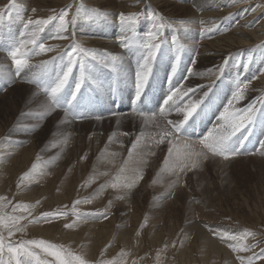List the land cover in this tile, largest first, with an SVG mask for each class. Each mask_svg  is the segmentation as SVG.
I'll use <instances>...</instances> for the list:
<instances>
[{"label": "rangeland", "instance_id": "rangeland-1", "mask_svg": "<svg viewBox=\"0 0 264 264\" xmlns=\"http://www.w3.org/2000/svg\"><path fill=\"white\" fill-rule=\"evenodd\" d=\"M27 1L0 0V49L3 46L9 63L0 66V215L24 217L17 225L22 231L13 228L11 236L7 227H0L5 244L43 240L57 246L55 250L70 264H76L75 257L86 264H242L241 257L244 264L248 258L253 264H264V39L230 49L219 69L196 63L194 52L205 47L195 31L208 29L210 21L200 22L203 12L192 0H174L189 4L196 15L200 12L192 20L181 11L170 16L154 3L141 9L137 2L126 3L132 0H118L123 5L116 11L92 6L89 0L35 6ZM204 1L211 5L207 2L218 0ZM234 1L254 6L248 13L253 22L243 20L247 31L256 21L264 25V0ZM64 11L67 28L64 38H57L59 15ZM121 13L135 15V23L122 26ZM236 15L237 11L224 12L219 20L233 25L231 17ZM50 16L57 19L43 26L35 44H25L36 31L35 25L25 28V23ZM149 34H154L152 42L160 48L137 95L136 74L147 54L141 45L149 42ZM114 35L130 46H121L115 53L98 45V39H117L111 38ZM40 44L53 50L39 53ZM77 44L90 55L84 83L72 99L81 79L77 62L56 104L50 87L66 70L67 53ZM17 48V58L27 61L19 69L10 55ZM244 54H252L246 64L253 69L245 71L242 62H230L242 61ZM112 56L118 60L113 62ZM235 68H240L241 79L232 87L239 84L236 93L243 90L239 99H233L235 92L224 90L239 76L230 72ZM19 81L21 86H16ZM177 88L182 94L165 104ZM130 104L134 118L128 110L120 113L121 106ZM192 104L195 111L185 121ZM67 119L75 125L65 133ZM241 121L243 127L229 142L238 154L225 159L200 143L210 134L218 139ZM165 131L171 135L157 143ZM170 148L174 149L171 155ZM186 152L202 154L195 157L197 166L184 171L174 168ZM19 204L30 207L20 209ZM46 212L57 216L44 221ZM221 233L236 239H221ZM207 243L217 245L223 254L212 253ZM33 250L47 264H59L55 256ZM3 259H10L7 248Z\"/></svg>", "mask_w": 264, "mask_h": 264}, {"label": "snow or ice", "instance_id": "snow-or-ice-1", "mask_svg": "<svg viewBox=\"0 0 264 264\" xmlns=\"http://www.w3.org/2000/svg\"><path fill=\"white\" fill-rule=\"evenodd\" d=\"M11 8H15L16 5L14 3H10ZM67 16V12H61L59 15V20H60V25L59 29L56 33L57 38H64L62 36L63 31L66 30L67 28V22L65 20V17ZM3 19V13L0 12V20ZM57 19L56 16H50L48 19H38V20H31L29 19L25 23V28H27L29 25H35L36 26V31L33 32L32 40L26 41L25 43H36V34L38 32L43 31V26L49 24L51 21ZM119 21L122 24V26L125 27H130L133 25L136 21V16L135 15H126L124 13H121L119 15ZM73 23H75V18H73ZM207 31L210 33L212 29H207ZM154 39V34H149V42L142 44L141 47L147 49V54L142 57L143 59V64L141 65V71H138L136 76V88L138 90L137 95H139V90L143 88L144 84L147 81L148 78V69L151 61L155 59L157 50H159L160 45L157 43H153L152 40ZM125 38L121 39V46L122 47H129V43H125ZM23 46V45H21ZM52 47H45L44 44L39 45V53L47 52V51H52ZM20 53V49L17 48L14 51L10 53L13 62L17 66V68H21L26 65L27 61L24 59H19L17 58L18 54ZM37 53V54H39ZM89 53L83 49L80 45H75L73 46L72 50L67 53V65H66V70H63L60 74H58L54 86L50 87V92L49 95L51 99L53 100L54 103L58 104L57 102V97L58 94H60L65 85L68 83V79L70 74L72 73L73 66L79 62L80 67H81V79L76 82L75 87H74V92H73V97L72 99H75V94L78 93L84 83V76L83 73L85 71L86 63H87V57ZM63 58V57H61ZM92 58L96 59V54H92ZM55 59V58H54ZM113 62L118 60V57L112 56L110 58ZM177 60H179V57L177 56ZM246 87V86H245ZM243 90L240 89L238 92L234 95L233 99H239L240 96L242 95ZM182 94L180 89L177 88L176 91H174L171 95H169L165 101V104H167L169 101L173 100L174 96ZM231 104V102H230ZM196 105L192 104L188 108L187 115L185 116V121L187 120L188 116H191L192 112L195 111ZM227 111V109L225 110ZM248 111H252V109H249ZM161 113H163V109H161ZM143 115V114H142ZM251 117H247V119H250ZM243 120V118H242ZM172 123V122H169ZM240 127H243V123H233L231 125V132H227L226 134L221 135L218 139L216 137L210 136L205 137L203 140L200 141L201 144L204 145L206 149L211 151L213 155H222L225 159H228L230 155H236L238 154V151L232 147H230L229 142L231 141L232 136L235 135V132L239 130ZM180 128V125H176V129L178 130ZM171 135L170 132H163L160 136V140L157 141V143H162L163 139ZM136 145L134 144L133 147ZM173 148L169 149V154L173 152ZM131 155V154H130ZM202 154L201 153H196V152H186L183 154V159H180L178 163H174L173 167L174 168H179L180 171H184L185 168H193L197 166V160L195 157H200ZM206 158V157H204ZM123 171V170H122ZM119 179V178H118ZM138 179V177H137ZM135 181H133L134 183ZM116 184H113L112 187H116ZM131 184L126 185V187H131ZM17 208L27 210L30 206L26 204H19L16 206ZM57 216L56 213L53 212H46L43 214V220L44 221H49L51 219H55ZM24 219L23 216H9L5 217L0 215V227H7L8 228V233L9 236L12 235L13 228H15L16 231H22V228L17 227L19 224V221ZM7 221V223H6ZM65 227H72V225L66 224ZM221 239H231L234 240L236 239L235 236H230L228 233H221L219 234ZM31 246V247H30ZM5 248H7V252L10 254V259L5 262L3 259V253L5 251ZM34 248H40L43 252L53 255L56 257L57 261L59 264H70L69 261L63 259L60 255V251L55 250L57 246L49 244L43 240H22L18 246H12V245H6L4 242V236L3 234H0V264H13V261L15 264H47V262L44 259H41L39 255L33 250ZM76 261V264H86L84 260H82L80 257H75L74 258ZM241 262L244 264V260L241 257ZM103 264V262H102ZM247 264H253V260L251 258H248Z\"/></svg>", "mask_w": 264, "mask_h": 264}, {"label": "bare ground", "instance_id": "bare-ground-1", "mask_svg": "<svg viewBox=\"0 0 264 264\" xmlns=\"http://www.w3.org/2000/svg\"><path fill=\"white\" fill-rule=\"evenodd\" d=\"M57 0H28L27 1V5H38V4H45L46 2H56ZM61 1V0H58ZM70 1V0H69ZM121 1V0H120ZM194 2L195 6H198V10H202V17L199 16V20L200 22H206L207 20H209V28L208 29H212V31L209 33L207 31V29H204L203 32H200L198 30L195 31L196 36L198 37V39L201 37L204 40V47L202 48L200 51L198 52H194L196 54V56L198 57V60L196 63L200 64H205V65H210L214 66V68H219L221 69L222 66H224V62L225 59L224 57L227 55V51H230V49H234L235 47H243L246 45H251L254 42L257 41H261L264 39V31L263 30V26L262 24H258L259 22L256 21L254 24H252V27L250 29H248V31L246 30V26L243 25L244 23V19H248V21L245 22H253L252 19V14H248V13H252V11L250 12V10H252L254 8V6H241L242 2H235L234 0H218L216 2H207L210 3L211 5H206L204 3H206L204 0H192ZM248 1V0H247ZM137 2V4H139V8H142V5H151V3H154L158 8H160L162 11H164V13H168V15L172 16L174 15V13L181 11L182 13L184 12V16H186L187 18H189V20H192L194 17H196L197 15L200 14V12L196 15V13L194 12L193 9H191L189 4H180V3H176V1L174 0H132L126 3H129V5H132V3ZM182 2V1H181ZM185 2V1H184ZM121 3H123L121 1ZM187 3V2H186ZM89 4L92 6H101L102 8H109L111 11H116V10H120V8H122L123 4H119L118 0H89ZM193 4V3H192ZM191 4V5H192ZM250 4V3H249ZM144 5V6H145ZM222 6V7H221ZM30 7V6H29ZM150 7V6H148ZM33 8V7H30ZM41 8V7H39ZM133 8V7H132ZM135 8V7H134ZM29 9V8H27ZM108 9V10H109ZM137 9V8H136ZM144 9V8H143ZM32 10V9H31ZM193 10V11H192ZM209 12H208V11ZM258 10V9H257ZM255 10V11H257ZM28 11V10H27ZM212 11H217L218 15H213L211 12ZM237 11V15L236 16H232V20L235 19L233 25H232V21L224 24L225 21L220 22V16L224 14V12H231V14L233 12ZM261 11V10H260ZM34 13V11H33ZM254 13V12H253ZM119 14V13H118ZM117 14V15H118ZM110 15V14H109ZM196 15V16H195ZM234 15V14H233ZM177 16V15H176ZM115 18V17H114ZM198 18V16H197ZM220 19V20H219ZM259 19V18H258ZM115 20V19H114ZM219 20V23L216 22ZM198 22V21H197ZM185 23V21H184ZM191 24H195L194 21L191 22ZM230 25V27H228ZM192 26V25H191ZM13 27V26H12ZM18 28V27H15ZM83 28V27H82ZM123 28V27H122ZM206 28V27H205ZM234 28L231 32L229 31V29ZM9 29V28H8ZM14 29V28H12ZM58 29V28H57ZM71 29V28H70ZM72 28V32H73ZM23 30V29H21ZM27 30V29H26ZM70 30V31H71ZM76 31V30H75ZM74 31V32H75ZM78 31V30H77ZM82 31V29H81ZM185 31V30H184ZM68 32V31H67ZM79 32V31H78ZM190 32V31H189ZM229 32V33H228ZM16 33V32H15ZM82 33V32H81ZM119 33V32H118ZM122 33V32H121ZM193 33V32H192ZM202 33V35L200 36V34ZM228 33V34H227ZM93 34V33H92ZM142 34V33H141ZM232 34H237L240 39L238 40L237 37L234 38V36L232 37ZM55 36V35H54ZM77 36V35H76ZM83 36V35H82ZM123 36V35H122ZM141 36V35H140ZM188 36V35H187ZM80 37V36H79ZM77 37V39L79 38ZM119 36H112L111 38H117L114 40H104L101 41L100 39H98V45H100L101 48L103 49H108L111 51H117L115 53H118V51L122 50L121 47V43H120V39L118 38ZM76 38V37H75ZM84 38V37H83ZM144 38V37H143ZM81 39V37H80ZM87 39V38H86ZM84 39V40H86ZM92 39V38H91ZM91 39H88V41H90ZM127 39V38H126ZM49 40V39H48ZM74 40V39H73ZM79 40V39H78ZM94 40V39H92ZM128 40V39H127ZM141 40V39H140ZM95 41V40H94ZM97 41V40H96ZM138 41V40H137ZM142 41V40H141ZM196 41V40H195ZM199 41V40H198ZM143 42V41H142ZM126 43V42H125ZM26 44V43H25ZM76 44V43H75ZM95 44V43H94ZM201 44V43H200ZM30 45V44H28ZM97 46V44H95ZM199 46V45H198ZM193 47V46H192ZM198 48V47H197ZM24 49V48H23ZM68 49V48H67ZM102 49V50H103ZM192 49V48H191ZM200 49V48H199ZM8 50V49H6ZM27 50V49H26ZM6 52V51H5ZM100 53V52H99ZM101 54V53H100ZM120 54V53H119ZM109 54H107L108 56ZM90 56V55H89ZM92 56V55H91ZM44 58L46 59V57L44 56ZM252 58V54H244L243 60L242 61H238L237 63H234L233 61L232 64L236 65L242 62V64L245 67V71H248L251 67L252 69L254 68V66L251 67H247L249 65H247L246 63H249V60ZM6 55L3 53V46L0 49V66L5 68V65H7V60H6ZM44 59V60H45ZM89 59V58H88ZM259 59V60H257ZM34 60V59H33ZM38 60V59H37ZM42 60V58H41ZM40 60V61H41ZM256 60L260 61V57L256 56ZM39 61V62H40ZM196 61V60H194ZM34 62V61H33ZM36 62V61H35ZM46 62V61H45ZM259 63V62H258ZM9 64V63H8ZM8 66V65H7ZM256 66H259V64H257ZM255 66V67H256ZM0 67V68H1ZM11 67V66H10ZM112 69V68H111ZM240 68H235L230 70V72L232 74H237L239 76L236 77V79L234 80L235 82H232L231 86L228 85L227 88H224V90H230L231 94H234V92L236 93V90L238 89V85L237 87H232L233 84L236 83L237 78H240V74L237 73V71ZM243 69V68H241ZM251 69V70H252ZM194 70V69H193ZM191 71V70H190ZM206 72V71H205ZM229 72V73H230ZM133 73V70L132 72ZM130 74V73H129ZM205 77V76H204ZM208 77V76H207ZM209 78V77H208ZM19 78H15L14 80H18ZM191 79V78H190ZM241 79V78H240ZM20 82V81H19ZM193 83V82H192ZM238 83V82H237ZM16 84V83H15ZM20 85L21 86V82L17 83L16 86ZM26 85V84H24ZM182 86V85H181ZM240 87V85H239ZM256 87V86H255ZM20 89V88H19ZM22 89V87H21ZM224 90H222L224 92ZM39 91H41L39 89ZM202 91V90H201ZM232 91V92H231ZM257 91V90H256ZM157 94H155L154 96H156ZM42 99V98H41ZM41 101V100H40ZM39 102V100H38ZM42 102V101H41ZM45 102V101H44ZM38 103H36L37 105ZM41 104V103H39ZM178 105V103H177ZM38 106V105H37ZM36 106V107H37ZM113 108V106H109V108ZM173 107V106H172ZM176 107V106H175ZM120 108V107H119ZM174 108V107H173ZM104 108H101V110ZM107 109V108H106ZM125 110H128V115L131 114L132 116L135 114V110L131 107V104L128 105V108H126L125 106H121L120 109V113L124 112ZM214 113V110H211ZM146 114V113H145ZM116 115V114H115ZM124 115V114H123ZM126 115V114H125ZM129 115V116H131ZM61 116V115H60ZM161 117V116H159ZM134 118V116H133ZM142 118V117H140ZM148 118V117H147ZM123 119V118H122ZM139 119V117H138ZM126 120V118H125ZM222 120V119H221ZM151 121V120H150ZM153 122V121H152ZM157 122V121H156ZM75 125V121L73 119H67V121H64V127H65V133L68 132V130H70L71 128H74ZM154 125V124H153ZM150 126V124H149ZM157 126V125H156ZM155 126V127H156ZM160 126V125H159ZM222 126V125H221ZM165 127V126H164ZM119 128V127H117ZM153 128V127H152ZM166 128V127H165ZM155 130V129H154ZM153 130V131H154ZM158 130V129H157ZM138 131V130H137ZM70 132V131H69ZM117 132V131H115ZM150 132V131H149ZM72 133V132H71ZM148 133V131H147ZM154 133V132H153ZM116 134V133H115ZM135 134V133H134ZM150 134V133H149ZM157 134V133H155ZM122 135V134H121ZM124 135V134H123ZM73 136V135H72ZM117 136V135H116ZM150 136H152L150 134ZM156 136V135H155ZM160 136V134H159ZM121 137V136H120ZM157 137V136H156ZM120 139V138H118ZM123 139V138H122ZM78 141V140H77ZM188 141V140H186ZM26 142V141H25ZM149 142V141H148ZM184 142V141H183ZM186 144H188L187 142H185ZM189 145V144H188ZM193 145V144H192ZM195 146V145H194ZM94 148V147H93ZM190 148V147H189ZM134 149V147H133ZM180 150V149H179ZM136 151V150H135ZM184 151V150H183ZM189 151V150H188ZM131 153V152H130ZM135 153V152H134ZM112 155V154H111ZM108 157V156H107ZM115 157V156H114ZM113 157V158H114ZM124 158V157H123ZM110 159V158H109ZM108 160V159H107ZM110 161V160H109ZM124 161V160H123ZM126 161V160H125ZM125 164V163H124ZM123 164V165H124ZM129 164V163H128ZM139 164V163H138ZM133 165V163H132ZM129 166V165H128ZM131 166V163H130ZM130 170V169H129ZM135 171V170H133ZM136 173V172H134ZM134 177V176H133ZM137 177V176H136ZM135 177V178H136ZM134 179V178H133ZM119 181V180H118ZM124 181V180H123ZM197 227V226H195ZM194 228V227H193ZM198 228H196L197 230ZM195 231V229H194ZM196 232V231H195ZM199 234V233H198ZM202 235V234H201ZM200 235V236H201ZM203 237V236H202ZM205 237V236H204ZM202 240V239H201ZM208 240V239H207ZM208 244V248L211 249L212 253L215 254H223L222 249H217V245H212L211 243H207ZM216 244V243H215Z\"/></svg>", "mask_w": 264, "mask_h": 264}]
</instances>
